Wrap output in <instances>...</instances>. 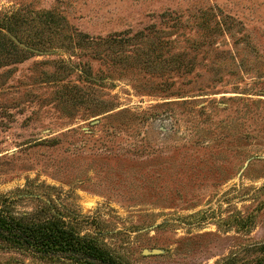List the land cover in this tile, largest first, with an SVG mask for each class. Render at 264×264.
Segmentation results:
<instances>
[{
	"label": "rangeland",
	"instance_id": "rangeland-1",
	"mask_svg": "<svg viewBox=\"0 0 264 264\" xmlns=\"http://www.w3.org/2000/svg\"><path fill=\"white\" fill-rule=\"evenodd\" d=\"M16 10L61 27L43 50L5 31L30 53L0 64V197L50 195L132 264L264 242V0H0ZM123 31L147 38L76 47ZM0 264L45 263L0 246Z\"/></svg>",
	"mask_w": 264,
	"mask_h": 264
},
{
	"label": "trees",
	"instance_id": "trees-1",
	"mask_svg": "<svg viewBox=\"0 0 264 264\" xmlns=\"http://www.w3.org/2000/svg\"><path fill=\"white\" fill-rule=\"evenodd\" d=\"M41 14L47 17L46 20H37L38 15L23 10L3 15L0 20V64L19 61L20 55L30 53L19 48L5 31L35 49H48L51 44H56V39L51 36H55L61 27L60 19L50 12ZM217 23V28L226 25L231 30L224 19ZM44 31H47L46 36L42 35ZM128 33L119 32L101 40L80 34L75 43L78 48L92 47L100 53L103 46L122 51L129 41L138 43L147 38L142 31ZM43 142L52 144L54 140ZM18 199H33L37 205L29 211H18L15 207ZM77 218L79 215L68 211L50 195L22 190L14 199L0 197V246L45 264H132L105 247L94 235L77 228ZM246 252L247 256L233 253L215 264H264V242L250 246Z\"/></svg>",
	"mask_w": 264,
	"mask_h": 264
},
{
	"label": "water",
	"instance_id": "water-1",
	"mask_svg": "<svg viewBox=\"0 0 264 264\" xmlns=\"http://www.w3.org/2000/svg\"><path fill=\"white\" fill-rule=\"evenodd\" d=\"M9 35H10V37H11L16 43H18V44L21 45V46H24V44L21 43V42H19V41L16 39V37H14V36L11 35V34H9Z\"/></svg>",
	"mask_w": 264,
	"mask_h": 264
}]
</instances>
